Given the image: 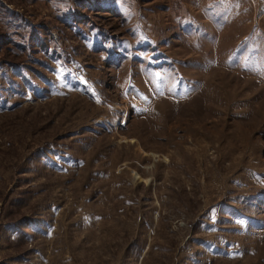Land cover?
<instances>
[{
	"label": "rangeland",
	"instance_id": "obj_1",
	"mask_svg": "<svg viewBox=\"0 0 264 264\" xmlns=\"http://www.w3.org/2000/svg\"><path fill=\"white\" fill-rule=\"evenodd\" d=\"M0 264H264V0H0Z\"/></svg>",
	"mask_w": 264,
	"mask_h": 264
}]
</instances>
